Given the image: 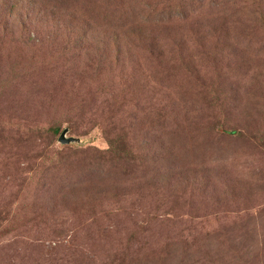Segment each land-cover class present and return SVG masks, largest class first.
Returning <instances> with one entry per match:
<instances>
[{"label":"rangeland","instance_id":"1","mask_svg":"<svg viewBox=\"0 0 264 264\" xmlns=\"http://www.w3.org/2000/svg\"><path fill=\"white\" fill-rule=\"evenodd\" d=\"M0 264H264V0H0Z\"/></svg>","mask_w":264,"mask_h":264},{"label":"water","instance_id":"2","mask_svg":"<svg viewBox=\"0 0 264 264\" xmlns=\"http://www.w3.org/2000/svg\"><path fill=\"white\" fill-rule=\"evenodd\" d=\"M66 129H64L63 131H62V133L60 134V136H59V140L61 141V142H70L71 140H74V138L73 137H69V138H67L66 136H65V133H66Z\"/></svg>","mask_w":264,"mask_h":264}]
</instances>
